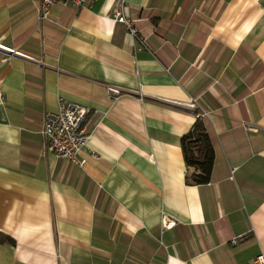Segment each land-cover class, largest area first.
Here are the masks:
<instances>
[{
	"label": "crops",
	"instance_id": "obj_1",
	"mask_svg": "<svg viewBox=\"0 0 264 264\" xmlns=\"http://www.w3.org/2000/svg\"><path fill=\"white\" fill-rule=\"evenodd\" d=\"M85 1L39 24V0H0V233L14 241L0 264H252L264 0ZM59 99L88 110L81 166L46 150ZM197 120L213 147L202 186L186 184L180 143Z\"/></svg>",
	"mask_w": 264,
	"mask_h": 264
},
{
	"label": "built area",
	"instance_id": "obj_2",
	"mask_svg": "<svg viewBox=\"0 0 264 264\" xmlns=\"http://www.w3.org/2000/svg\"><path fill=\"white\" fill-rule=\"evenodd\" d=\"M57 5L79 9L85 7L87 3L85 0H39V24L51 22V9ZM111 16L114 22L125 27L133 39L137 40L141 45H145V39L139 37L133 21L125 17L121 9L115 10ZM113 92L118 93L114 89ZM87 114L88 110L85 107L59 99L57 111L46 112L43 116L41 134L46 142V150L60 159L81 166L82 161L79 160L78 154L86 147L89 140L84 124ZM172 225V222L167 221L164 224V228L169 229ZM243 239V236H239L234 238L231 243L237 244ZM252 264H264V255L255 257Z\"/></svg>",
	"mask_w": 264,
	"mask_h": 264
},
{
	"label": "trees",
	"instance_id": "obj_3",
	"mask_svg": "<svg viewBox=\"0 0 264 264\" xmlns=\"http://www.w3.org/2000/svg\"><path fill=\"white\" fill-rule=\"evenodd\" d=\"M183 160L192 173L185 182L192 186L206 185L210 181L213 167V147L203 123L197 120L180 139ZM0 244L14 245V241L0 233Z\"/></svg>",
	"mask_w": 264,
	"mask_h": 264
}]
</instances>
